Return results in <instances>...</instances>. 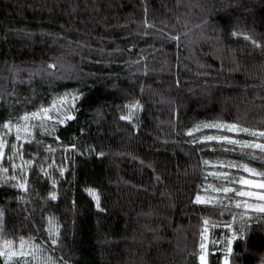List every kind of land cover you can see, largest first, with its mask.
Here are the masks:
<instances>
[{
    "label": "trees",
    "instance_id": "1",
    "mask_svg": "<svg viewBox=\"0 0 264 264\" xmlns=\"http://www.w3.org/2000/svg\"><path fill=\"white\" fill-rule=\"evenodd\" d=\"M64 96L78 97L75 119L45 118L20 140L2 127ZM214 121L264 131V0H0V240L38 244L51 264H200L204 219L218 239L243 216L232 264H264V214L247 222L194 202L212 165L264 170L245 155L258 150L190 142V128ZM24 180L27 191L12 186Z\"/></svg>",
    "mask_w": 264,
    "mask_h": 264
},
{
    "label": "snow or ice",
    "instance_id": "2",
    "mask_svg": "<svg viewBox=\"0 0 264 264\" xmlns=\"http://www.w3.org/2000/svg\"><path fill=\"white\" fill-rule=\"evenodd\" d=\"M233 36L238 35L237 33H232ZM243 35V34H240ZM243 38L245 40H251V37L244 35ZM173 39H179V37H173ZM251 43L256 46V47H260L259 44H257V42L255 40H251ZM50 67H54V65L50 66ZM73 100L78 99V97L73 96L72 98ZM59 107V102H53L52 107L48 108V107H41L40 110L36 111V112H32L31 113V117H29L28 115H25L23 117V119L25 121H28L30 118L32 119H49L51 120L52 117L49 115V113L51 111L56 110ZM140 105L139 103L134 104L129 106V112L127 116H122L121 119H131V117L133 116V110L138 111L140 109ZM75 119V117L73 115H70L68 112L63 113V118L60 119L58 121V123L63 124L65 123L67 120H73ZM3 128H8L9 125L8 124H4L2 125ZM32 128H36L38 129L39 126L37 125H32ZM55 129V126H53V130ZM207 129H215L218 132H226V133H245L248 136L254 137V138H258V139H264V131H256V130H251L249 128H244L239 126L236 123H226V122H219V121H214V122H200L195 124L192 128H190L187 132L186 135L189 137H193V139L190 141L193 145L196 144H208L210 142H216L217 144L220 145H228V146H232L231 149L229 148H225V151H235L236 148H240V149H252V150H258L260 155H254L251 153H245V155L247 156V158L249 160H259L260 163L262 165H264V143H259L256 142V140H240L235 138L234 136H230V135H208L205 134V130ZM23 130L26 134L30 135L31 133L29 132V126L25 125L23 126ZM199 133L200 135L197 136L196 134ZM49 135H51V133H48ZM16 140H20L22 139V137L20 136V128L17 129V134L15 137ZM29 143H31V141H29ZM37 143H40L39 140H37ZM7 145V141L3 140L2 138H0V161L5 159V152L4 149ZM12 149H16V144L13 143L10 146ZM49 150L51 151L52 149L49 148ZM15 154V153H14ZM100 155H103L102 153ZM8 159H11V157H8ZM27 165L31 166V164L33 163V161L29 160L25 162ZM203 165L205 167L210 165V161L205 159L203 160ZM13 167H21L20 165H13ZM212 167H219V168H238L241 169L243 172L249 173L250 176H254V177H260L261 179L256 180V179H250V178H246L244 176H240L239 178H234L230 175V173L225 172V171H214L211 173H208L207 175H205L204 179L208 178V175L212 176L214 179H218L224 182V184L217 188L215 186H213L212 184H209L207 186V188L204 189L205 193L207 194L209 192V190L211 191V193H224V194H228V193H235L236 196L239 197H247V198H255L257 201H264V192H256V191H245L243 188H241L240 190H236L230 186V184L233 183H238L240 185L243 186H248L250 189L251 188H258V189H264V171H257V169L250 167L249 164L247 163H242V164H236L233 162H229L227 164H224L223 162H220L219 165H212ZM9 169L7 167H4L2 169H0V172L3 173H8ZM41 171H44L43 168H41ZM63 172L64 170L61 169L60 170V175L63 176ZM45 175H48V173L45 172ZM12 180H15L16 177L12 176L10 177ZM5 183H7V180H5ZM27 180H24V182L19 183V184H13V187H17L20 189H23L25 191H27ZM55 184V181H53V185ZM85 191L96 201V206L99 208L100 206V197L97 194V192L94 189L91 188H87L85 189ZM49 198L51 200H56L57 199V195L55 193V191L50 193ZM22 199V198H21ZM195 203L197 204H203V205H211L213 207H226V205L223 204V201L217 197V196H213V195H205V196H201L199 193L196 194L195 196ZM235 207L236 208H241L244 207L246 209H251L252 211L256 212V213H261L264 214V203H248L247 200L244 201H237L235 203ZM3 216H4V212L2 209H0V225H2L3 223ZM241 219L243 220V216L241 217ZM203 223L205 224V226H207L209 224V220L208 219H204ZM261 223H264V221H262ZM215 225H213L214 227ZM229 230H232V224L228 223L226 225ZM0 231H2V227H0ZM48 235L49 237H51V244L55 245L58 243L57 238L60 235L59 232V226L58 223L56 222L54 217H49L48 219ZM207 234V227H205L204 233L203 235L206 236ZM238 238L236 232H233V235L231 237V239L228 240V248L226 251V254L224 256V264H230V260L229 257L231 256L232 253V248H231V244L234 240H236ZM240 239H243V235L241 233V235L239 236ZM31 239V238H29ZM27 247L28 251H25V248ZM201 249H205V244L202 242L200 245ZM41 246L40 245H33L31 243H29V241H26L23 237H20L19 239V246L14 247V242L10 241V240H5L3 245L0 246V264H31L30 261L23 259L26 256H32L34 259L37 258V253L41 252ZM14 258H18L15 262H14ZM49 260H51L52 258L49 257ZM205 257L202 254L200 256V260L204 261Z\"/></svg>",
    "mask_w": 264,
    "mask_h": 264
},
{
    "label": "rangeland",
    "instance_id": "3",
    "mask_svg": "<svg viewBox=\"0 0 264 264\" xmlns=\"http://www.w3.org/2000/svg\"><path fill=\"white\" fill-rule=\"evenodd\" d=\"M72 98L73 97H70V96H64V97L60 98L58 101H56V102H59V107L56 110L51 111L49 113V115L52 117V119H51L52 121H58V120L62 119L63 118V113H65V112L69 113L70 107L75 102V100H73ZM51 107H52V105L50 107H48V108H51ZM28 116L31 117V114H29ZM37 122L41 123L42 120L41 119H32V118H30L28 121H25L23 119L19 125L16 124V123H13V124L9 123L8 124L9 127L7 128V133L12 132V133H16L17 134V129L20 128V136L22 138H25V134L26 133L23 130V126H25V125L29 126V132H30L31 131V125L34 124V123H37ZM237 139H240V138H237ZM240 140H247V139H240ZM249 141H251V140H249ZM256 142L264 143V142H260V141H257V140H256ZM219 164L220 163H218L217 165H219ZM224 164H227V163L225 162ZM237 164H239V163H237ZM250 167H252V166H250ZM255 169H257V168H255ZM214 171H225V172H228L234 178H239L240 176H244V177L250 178V179H256V180L261 179L260 177L250 176L249 173L243 172L241 169H238V168H226V167L225 168H219L218 167L217 170H210L209 173L214 172ZM257 171H260V170L257 169ZM262 171H264V170H262ZM207 174H208V172H207ZM209 184H212L213 186L219 188V187H221L224 184V182L221 181V180H218V179H214L212 176L208 175V178L204 182V186L201 187V192L199 194L201 196L213 195V196L219 197L223 201V204L226 205V207H223V208H226L227 210L230 209L231 211H238V212L243 213V215H245V217L248 218V220L246 219L247 222L251 221V219H252L251 217L253 215H256V212L252 211L251 209H246L244 207L236 208L235 207V203L237 201H241L242 202L244 200H247L248 203H264V201H257L255 198H247V197L236 196L235 193H228V194H224L222 192L221 193H211V191L209 190V192L206 194L204 189L207 188V186ZM227 186H230V187H232V188H234L236 190H240L241 188H243L245 191L251 190V191H256V192H264V189H258V188H251L250 189L248 186H243V185H240L238 183H233V184H230V185H227ZM219 208H221V207H219ZM241 217L232 216V218L230 220V223L232 224V230H229V228L226 226L227 225L226 223L223 226H221L222 228H224L227 231L226 232V237H220L218 239L213 238L212 237V233H211V228H209V226H205V227H207V234H206V236L202 234L201 243L203 242L206 247L203 250L200 247V254H199V262H200V264H209V255H210L211 251L220 250L223 253V255L225 256L227 248H228V240L231 239V237L233 235V232H235V228H234L233 223H235V222H239V223L245 222V218L243 217V220H242ZM236 219H240V220H236ZM205 227H204V230H205ZM203 233H204V231H203ZM222 236H223V234H222ZM4 241L5 240H0V246L3 245ZM201 243H200V245H201ZM18 246H19V242L18 243H14V247L18 248ZM213 246H215V248L217 250L214 249ZM231 248H232V244H231ZM25 251L26 252L28 251L27 247L25 248ZM202 254L205 257L204 261L200 260V256ZM224 256L222 258V263L221 264H224ZM28 258H33V257L32 256H26L23 259L28 260ZM17 259L18 258H14V262ZM232 259L233 258H232V254H231V256L229 257L230 264H232ZM35 260L40 261L37 264H51L47 258H45V257L42 258L39 255H37V258ZM34 264H36V263H34Z\"/></svg>",
    "mask_w": 264,
    "mask_h": 264
}]
</instances>
